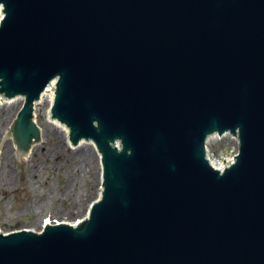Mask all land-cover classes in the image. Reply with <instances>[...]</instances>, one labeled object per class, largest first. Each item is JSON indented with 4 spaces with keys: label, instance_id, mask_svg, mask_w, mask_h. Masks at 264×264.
<instances>
[{
    "label": "water",
    "instance_id": "1",
    "mask_svg": "<svg viewBox=\"0 0 264 264\" xmlns=\"http://www.w3.org/2000/svg\"><path fill=\"white\" fill-rule=\"evenodd\" d=\"M0 5V96L24 98L4 139L41 140L54 84L52 118L102 164L86 218L0 231V264H264V0ZM226 134L222 170L207 144Z\"/></svg>",
    "mask_w": 264,
    "mask_h": 264
},
{
    "label": "rangeland",
    "instance_id": "2",
    "mask_svg": "<svg viewBox=\"0 0 264 264\" xmlns=\"http://www.w3.org/2000/svg\"><path fill=\"white\" fill-rule=\"evenodd\" d=\"M41 101L35 110V121L43 129L41 140L27 155L19 156L14 140L4 137L24 98L0 100V231L3 233L40 232L46 224H75L87 217L92 202L100 195L102 164L95 144L85 142L91 153L88 149L80 152L79 145L74 146L70 140L66 145L60 123L52 124L54 129L47 133L46 125L51 122L46 116L49 108ZM59 142H63L65 149L56 153ZM207 150L214 161L228 163L238 152V140L230 134L215 135L209 139Z\"/></svg>",
    "mask_w": 264,
    "mask_h": 264
},
{
    "label": "bare ground",
    "instance_id": "3",
    "mask_svg": "<svg viewBox=\"0 0 264 264\" xmlns=\"http://www.w3.org/2000/svg\"><path fill=\"white\" fill-rule=\"evenodd\" d=\"M3 16H4V12H3V7H2V5H0V22H1V20L3 19ZM1 98H4L3 96H0V100H1ZM15 98H19V96H17V97H15ZM15 98H13V99H15ZM21 98H23V97H21ZM54 98H55V86H54V84H51L49 87H48V90L43 94V96H42V98H41V103L43 102V101H45V105L46 106H48V111L46 112V116L47 117H49L50 118V120H51V122L49 123V124H47L46 126H47V133H51V129H54L53 128V125L52 124H58V123H60V122H58L57 120H55V119H53L52 118V116H51V107H52V105H53V103H54ZM4 99H6V98H4ZM10 100V99H9ZM40 101L39 102H37L36 103V105H35V110L37 109V105L40 103ZM37 106V107H36ZM35 110H34V122L36 123V125L39 127V125H38V123L35 121ZM61 124V123H60ZM61 125H63V124H61ZM40 128V127H39ZM63 128H64V136H65V140H64V143L67 145V141L69 142V129H68V127H66L65 125H63ZM42 128H40V130H41ZM41 132H43V129L41 130ZM53 132V131H52ZM54 137H55V139L56 140H58L57 139V137L54 135ZM213 137V136H212ZM63 144V142L61 143V142H59V144H58V146H57V151H56V153H58V151L59 152H61V151H63L65 148H64V146L62 145ZM79 146H77V147H79L78 148V150L80 151V152H82V151H86L87 149H88V153H91V149L89 148V147H85V141H82V142H80V144H78ZM92 146H94V145H92ZM54 152V151H53ZM27 155V154H26ZM213 166H216V165H214V163H212V161L210 162ZM99 182H100V185H101V182H102V176L100 175V177H99ZM2 184H5V183H2ZM101 190H102V188H100V192H99V194L101 193Z\"/></svg>",
    "mask_w": 264,
    "mask_h": 264
},
{
    "label": "built area",
    "instance_id": "4",
    "mask_svg": "<svg viewBox=\"0 0 264 264\" xmlns=\"http://www.w3.org/2000/svg\"><path fill=\"white\" fill-rule=\"evenodd\" d=\"M211 161H212V163H214V165H216L215 167L216 168H218V169H224V168H226L227 166H229L232 162H233V159H232V161L231 162H220V161H214L212 158H211Z\"/></svg>",
    "mask_w": 264,
    "mask_h": 264
}]
</instances>
